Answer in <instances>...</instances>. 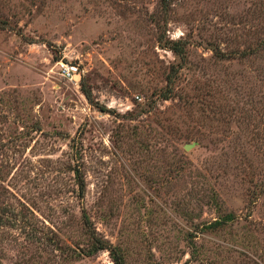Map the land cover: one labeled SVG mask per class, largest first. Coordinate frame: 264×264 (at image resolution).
I'll use <instances>...</instances> for the list:
<instances>
[{
    "label": "rangeland",
    "instance_id": "obj_1",
    "mask_svg": "<svg viewBox=\"0 0 264 264\" xmlns=\"http://www.w3.org/2000/svg\"><path fill=\"white\" fill-rule=\"evenodd\" d=\"M92 231L264 264V0H0V264H115Z\"/></svg>",
    "mask_w": 264,
    "mask_h": 264
},
{
    "label": "trees",
    "instance_id": "obj_2",
    "mask_svg": "<svg viewBox=\"0 0 264 264\" xmlns=\"http://www.w3.org/2000/svg\"><path fill=\"white\" fill-rule=\"evenodd\" d=\"M170 46L177 54L181 55V48L179 46H176L174 44L170 45ZM227 216H229V215H227ZM90 235H91V238H92V241H93L95 248H98V249L99 248H107L109 250V252L111 253L112 259H113L115 264H125L123 255L121 254L120 250L116 247V245H114L110 242L104 241L103 238L95 235L93 233V231L90 232Z\"/></svg>",
    "mask_w": 264,
    "mask_h": 264
},
{
    "label": "built area",
    "instance_id": "obj_3",
    "mask_svg": "<svg viewBox=\"0 0 264 264\" xmlns=\"http://www.w3.org/2000/svg\"><path fill=\"white\" fill-rule=\"evenodd\" d=\"M58 72L65 78H77L80 77V69L78 63L75 61H66L63 59L57 60Z\"/></svg>",
    "mask_w": 264,
    "mask_h": 264
},
{
    "label": "water",
    "instance_id": "obj_4",
    "mask_svg": "<svg viewBox=\"0 0 264 264\" xmlns=\"http://www.w3.org/2000/svg\"><path fill=\"white\" fill-rule=\"evenodd\" d=\"M186 146H188V145H186Z\"/></svg>",
    "mask_w": 264,
    "mask_h": 264
}]
</instances>
